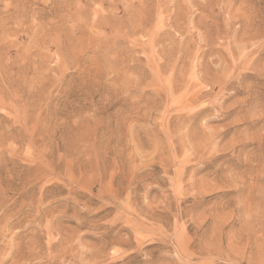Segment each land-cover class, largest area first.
<instances>
[{
  "label": "rangeland",
  "instance_id": "obj_1",
  "mask_svg": "<svg viewBox=\"0 0 264 264\" xmlns=\"http://www.w3.org/2000/svg\"><path fill=\"white\" fill-rule=\"evenodd\" d=\"M0 264H264V0H0Z\"/></svg>",
  "mask_w": 264,
  "mask_h": 264
}]
</instances>
